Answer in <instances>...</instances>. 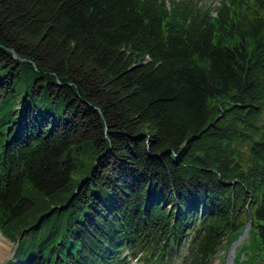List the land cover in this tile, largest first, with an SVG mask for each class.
I'll list each match as a JSON object with an SVG mask.
<instances>
[{"label": "trees", "instance_id": "1", "mask_svg": "<svg viewBox=\"0 0 264 264\" xmlns=\"http://www.w3.org/2000/svg\"><path fill=\"white\" fill-rule=\"evenodd\" d=\"M216 4L0 0L7 264H264V0Z\"/></svg>", "mask_w": 264, "mask_h": 264}, {"label": "rangeland", "instance_id": "2", "mask_svg": "<svg viewBox=\"0 0 264 264\" xmlns=\"http://www.w3.org/2000/svg\"><path fill=\"white\" fill-rule=\"evenodd\" d=\"M205 3H208V5H210L212 8H215L217 6V1L219 0H204ZM249 234L247 238L240 244V246L238 248H236V261L238 260L241 264H246V260H248V254L245 255H241V249L246 245L249 244ZM238 241V239H237ZM0 243H5V246H2L0 244V249H4L5 250V259L3 261L0 262V264H3L7 259L8 262L15 256L18 246L16 247V244H14L13 242H11L7 237H5L1 232H0ZM229 249L226 250L225 252L220 253L213 264H227V257H228V253H229ZM7 262V263H8ZM6 263V264H7Z\"/></svg>", "mask_w": 264, "mask_h": 264}, {"label": "water", "instance_id": "3", "mask_svg": "<svg viewBox=\"0 0 264 264\" xmlns=\"http://www.w3.org/2000/svg\"><path fill=\"white\" fill-rule=\"evenodd\" d=\"M251 224H249L245 230V232L243 233V235L239 238V240L232 246L229 255H228V259H227V264H236L235 260H236V248H238L240 246V244L247 238V235L251 229ZM17 248V247H15Z\"/></svg>", "mask_w": 264, "mask_h": 264}, {"label": "bare ground", "instance_id": "4", "mask_svg": "<svg viewBox=\"0 0 264 264\" xmlns=\"http://www.w3.org/2000/svg\"><path fill=\"white\" fill-rule=\"evenodd\" d=\"M2 246H5V243H0ZM18 246V244H16V247ZM16 249V248H15ZM6 255H5V250L4 249H0V262L3 261L5 259ZM8 262V259L3 263L6 264Z\"/></svg>", "mask_w": 264, "mask_h": 264}]
</instances>
